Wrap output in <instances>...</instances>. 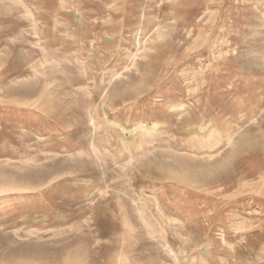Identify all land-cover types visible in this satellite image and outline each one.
<instances>
[{
	"label": "rangeland",
	"instance_id": "obj_1",
	"mask_svg": "<svg viewBox=\"0 0 264 264\" xmlns=\"http://www.w3.org/2000/svg\"><path fill=\"white\" fill-rule=\"evenodd\" d=\"M0 264H264V0H0Z\"/></svg>",
	"mask_w": 264,
	"mask_h": 264
}]
</instances>
